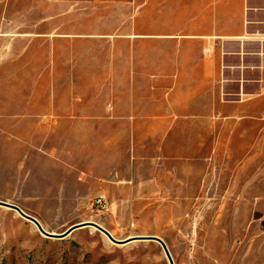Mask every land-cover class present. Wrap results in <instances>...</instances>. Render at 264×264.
<instances>
[{"label": "crops", "instance_id": "obj_1", "mask_svg": "<svg viewBox=\"0 0 264 264\" xmlns=\"http://www.w3.org/2000/svg\"><path fill=\"white\" fill-rule=\"evenodd\" d=\"M21 12L0 85L29 106L0 107V140L37 154L16 193L68 210L89 191L142 193L132 181L145 172L142 188L254 195L249 226L263 221L264 0H32ZM254 242L262 262L264 230Z\"/></svg>", "mask_w": 264, "mask_h": 264}, {"label": "rangeland", "instance_id": "obj_2", "mask_svg": "<svg viewBox=\"0 0 264 264\" xmlns=\"http://www.w3.org/2000/svg\"><path fill=\"white\" fill-rule=\"evenodd\" d=\"M31 2L0 0V59L11 53L3 48L13 44L21 30L15 25L13 16L21 11L23 15L29 13ZM5 68V65L0 66V78ZM9 90L0 85V107L29 106L26 97L30 93H26L23 100L17 98L16 103L13 92H7ZM23 91L29 92L24 88ZM9 145L0 140V168L5 170L0 173V199L20 205L38 217L49 231L62 232L76 222L93 220L119 239L134 235L161 236L175 264H264V258L262 262L253 260L254 249L258 246L254 236L264 230V214L262 222L250 227L251 220L260 217L261 212L245 207L254 202V195H226L222 188L210 192L211 186L197 192L191 185L181 192H175L176 188L172 187L162 191L142 188V177L147 175L135 172L132 182L142 193L122 191L109 195L89 191L72 196L75 199L72 208L62 210L60 205L54 208L48 203L56 196L16 193L20 189L15 176L25 173L29 176V171L35 167L37 151L28 143L10 155ZM135 165L142 169L149 164ZM151 173L153 171L148 174ZM154 175L160 185H167L169 176L164 171ZM183 179L187 183L191 180L201 183V177ZM244 207L247 209L241 210ZM246 256L250 258L245 263ZM0 264H170V261L162 245L155 240L115 243L93 226L80 227L63 238L48 237L16 209L0 204Z\"/></svg>", "mask_w": 264, "mask_h": 264}, {"label": "water", "instance_id": "obj_3", "mask_svg": "<svg viewBox=\"0 0 264 264\" xmlns=\"http://www.w3.org/2000/svg\"><path fill=\"white\" fill-rule=\"evenodd\" d=\"M0 204L5 205L7 207L16 209L22 216L30 219L31 221H33L38 228L40 229V231L48 236V237H52V238H63L67 235H69L71 232H73L74 230L80 228V227H84V226H93L95 228H97L98 230H100L101 232H103L104 234H106V236H108L110 238V240H112L115 243H127L130 242L132 240H139V239H146V240H155L157 242H159L164 251L166 252L170 264H175L174 262V258L172 256V253L170 251V248L167 244V242L159 235H153V234H149V235H134V236H130L129 238H125V239H119L117 237H115L112 232L107 229L105 226H103L102 224H100L97 221H93V220H83L80 222H76L72 225H70L66 230L62 231V232H53V231H49L47 230L42 222L40 221V219L38 217H36L33 214L28 213L27 211H25L20 205L14 203V202H9V201H5V200H1L0 199Z\"/></svg>", "mask_w": 264, "mask_h": 264}, {"label": "bare ground", "instance_id": "obj_4", "mask_svg": "<svg viewBox=\"0 0 264 264\" xmlns=\"http://www.w3.org/2000/svg\"><path fill=\"white\" fill-rule=\"evenodd\" d=\"M44 226V225H43ZM46 228V227H45ZM54 232V231H53ZM113 234V233H112Z\"/></svg>", "mask_w": 264, "mask_h": 264}, {"label": "built area", "instance_id": "obj_5", "mask_svg": "<svg viewBox=\"0 0 264 264\" xmlns=\"http://www.w3.org/2000/svg\"><path fill=\"white\" fill-rule=\"evenodd\" d=\"M99 201H101V199H99Z\"/></svg>", "mask_w": 264, "mask_h": 264}]
</instances>
